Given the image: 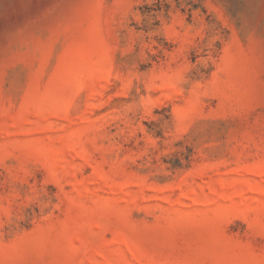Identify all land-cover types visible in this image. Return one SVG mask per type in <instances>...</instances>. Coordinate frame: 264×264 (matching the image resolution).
Masks as SVG:
<instances>
[{"label": "rangeland", "instance_id": "1", "mask_svg": "<svg viewBox=\"0 0 264 264\" xmlns=\"http://www.w3.org/2000/svg\"><path fill=\"white\" fill-rule=\"evenodd\" d=\"M0 264H264V0H0Z\"/></svg>", "mask_w": 264, "mask_h": 264}]
</instances>
